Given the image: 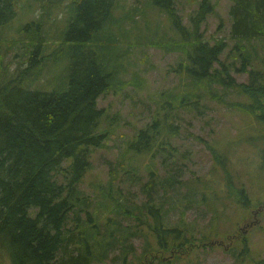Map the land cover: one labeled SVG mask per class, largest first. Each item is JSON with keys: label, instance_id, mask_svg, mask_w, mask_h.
<instances>
[{"label": "trees", "instance_id": "trees-1", "mask_svg": "<svg viewBox=\"0 0 264 264\" xmlns=\"http://www.w3.org/2000/svg\"><path fill=\"white\" fill-rule=\"evenodd\" d=\"M120 1L70 0L66 7L70 14L67 28L51 55L55 64L61 57L68 61L66 86L51 92L30 89L35 82L33 69L43 64L42 20L22 29L31 35L30 65L13 79L0 78V246L10 264L185 263L189 250L211 245L210 233L202 234L199 240L194 230L168 225L170 212L178 207L171 195L185 189L182 196L190 204L215 208L207 189L199 187L201 178L187 183L171 171L164 179L158 177L159 159L167 168L168 159L177 152L172 144L179 130L175 124L177 114L200 111L202 102L211 100L253 116L264 127V70L254 66L255 59H260L257 44L264 50V0H230V37L236 41L240 69L221 59L227 48L224 41L211 44L201 32L215 12L212 0L199 2L189 26L184 25L174 0H149L150 6L168 15L177 36L166 51L181 57L176 73L182 88L159 95L152 123L128 142L97 203L86 196L80 184L92 169L93 154L104 148L108 139L107 132L100 131L104 110L98 107V101L111 89L131 84L120 78L118 37L127 36L123 25L129 19L116 17ZM17 2L0 0V27L15 17ZM151 45L165 49V45ZM101 48L113 51L101 56ZM232 69L248 74L249 83H238ZM232 93L245 95L250 102H228L227 96ZM161 111L165 113L161 115ZM158 136L163 138L159 149L154 148ZM210 149L217 164L225 163L221 154ZM147 155L151 164L147 168L149 179L142 186L145 200L134 202L117 188L116 182L123 172L131 183L142 182L133 162ZM126 162L130 168L125 167ZM160 189L169 196L158 199ZM228 194L241 208L252 206L245 188H230ZM137 238L144 242L139 256L133 243ZM116 252L119 255L107 263ZM243 253H249L247 246ZM166 254L169 257H164Z\"/></svg>", "mask_w": 264, "mask_h": 264}, {"label": "rangeland", "instance_id": "rangeland-1", "mask_svg": "<svg viewBox=\"0 0 264 264\" xmlns=\"http://www.w3.org/2000/svg\"><path fill=\"white\" fill-rule=\"evenodd\" d=\"M174 1L184 25L189 26V18L198 9L201 0ZM212 2L216 6L215 12L202 26L201 32L211 44L224 41L227 48L221 59L240 69L236 41L230 37L232 21L229 10L232 3L230 0ZM70 3V0H18L15 17L6 26L0 27L2 80L13 79L18 71L30 65L31 35L22 29L30 22L42 20L44 46L43 57H39L43 59V64L33 69L31 77L35 82L30 89L51 92L66 86L68 61L61 57L59 64H55L51 55L59 46L62 31L67 28L70 14L66 7ZM119 5L116 17H129L123 25L127 36L117 35L122 58L120 78L123 83L131 84L120 90L111 89L98 101V107L104 110L100 131L107 132L108 139L105 147L93 154L92 169L80 184V189L95 203L103 190L108 188L110 171L121 160L128 142L140 129L152 123L158 112L159 95L182 88L176 73L181 57L166 51L171 39L177 38L168 15L150 6L149 0H121ZM152 42L165 45V49L151 45ZM257 47L260 49V59H255L254 66L264 70L261 68L264 65V50L260 44ZM108 50L113 51L101 48L99 54L102 56ZM231 73L238 83H249L248 74L238 73L234 69ZM217 90L222 92L221 88ZM227 100L242 104L250 102L247 96L239 93L228 95ZM160 113L163 115L165 112ZM175 124L179 130L172 144L177 152L168 159L167 168L163 166V160L159 159L156 165L158 177L164 179L171 171L178 173V179L187 183L201 178L199 187L207 189L205 192L215 208L212 210L206 204H190L182 196L185 189L171 195L178 207L170 212L168 225L194 230V236L199 240L204 234L210 233L211 245L189 250L183 259L185 263L180 264H264V127L253 116L211 100L203 101L200 111H179ZM162 142L163 138L158 136L154 148L159 149L158 144ZM210 147L222 155L225 163L217 164ZM150 164V155L133 162L139 169L137 174L142 182L131 183L124 172L116 182L117 188L134 202L145 200L142 186L149 179L147 168ZM125 167L130 168V163L126 162ZM192 184L197 185L194 182ZM234 187L238 190L245 188L252 202L248 210L229 198L228 191ZM158 194V199L169 196L161 189ZM253 222L258 224L248 227ZM69 227H73L72 223H69ZM133 243L139 256L143 239L137 238ZM245 246L249 253H243ZM115 255L119 254L112 253L107 263L112 262ZM129 260L133 261V258ZM0 264H10V258L1 246Z\"/></svg>", "mask_w": 264, "mask_h": 264}, {"label": "flooded vegetation", "instance_id": "flooded-vegetation-1", "mask_svg": "<svg viewBox=\"0 0 264 264\" xmlns=\"http://www.w3.org/2000/svg\"><path fill=\"white\" fill-rule=\"evenodd\" d=\"M253 223H254V222H253ZM253 225L256 226L255 223H254V224L250 223V224L248 225V227H253Z\"/></svg>", "mask_w": 264, "mask_h": 264}, {"label": "water", "instance_id": "water-1", "mask_svg": "<svg viewBox=\"0 0 264 264\" xmlns=\"http://www.w3.org/2000/svg\"><path fill=\"white\" fill-rule=\"evenodd\" d=\"M254 223L258 224L257 222H254ZM254 223H252V224H254Z\"/></svg>", "mask_w": 264, "mask_h": 264}]
</instances>
